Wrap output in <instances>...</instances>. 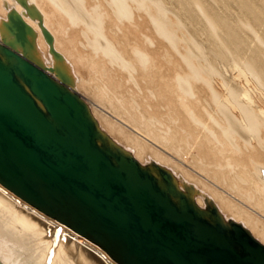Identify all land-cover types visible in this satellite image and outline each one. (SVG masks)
<instances>
[{"label": "bare ground", "instance_id": "bare-ground-1", "mask_svg": "<svg viewBox=\"0 0 264 264\" xmlns=\"http://www.w3.org/2000/svg\"><path fill=\"white\" fill-rule=\"evenodd\" d=\"M29 3L100 129L264 245V0ZM12 8L24 12L0 0V21ZM24 19L51 68L38 21ZM29 204L0 183V264H120Z\"/></svg>", "mask_w": 264, "mask_h": 264}, {"label": "water", "instance_id": "water-1", "mask_svg": "<svg viewBox=\"0 0 264 264\" xmlns=\"http://www.w3.org/2000/svg\"><path fill=\"white\" fill-rule=\"evenodd\" d=\"M15 1L24 12L0 21V183L120 264H264L249 230L100 129L42 14ZM24 17L38 21L51 68Z\"/></svg>", "mask_w": 264, "mask_h": 264}, {"label": "rangeland", "instance_id": "rangeland-1", "mask_svg": "<svg viewBox=\"0 0 264 264\" xmlns=\"http://www.w3.org/2000/svg\"><path fill=\"white\" fill-rule=\"evenodd\" d=\"M15 194V193H14ZM16 195V194H15ZM18 196V195H17ZM19 197V196H18ZM19 198H21V197H19ZM22 199V198H21ZM23 201H25L24 199H22ZM26 203H28L27 201H25ZM29 204V203H28ZM30 205V204H29ZM43 213V212H42ZM44 214V213H43ZM46 215V214H45ZM47 217H49V216H47ZM49 218H51V217H49ZM53 221H55L57 224L56 225H58V224H60V225H63V227L67 230L68 229V231L70 230L71 232H72V230L68 227V226H66V225H64V224H62L61 222H59V221H57V220H55V219H53V218H51Z\"/></svg>", "mask_w": 264, "mask_h": 264}]
</instances>
